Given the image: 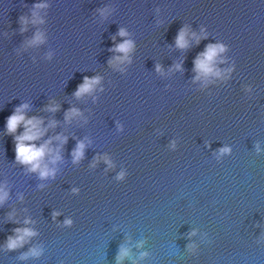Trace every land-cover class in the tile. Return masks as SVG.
Here are the masks:
<instances>
[{
	"label": "water",
	"instance_id": "obj_1",
	"mask_svg": "<svg viewBox=\"0 0 264 264\" xmlns=\"http://www.w3.org/2000/svg\"><path fill=\"white\" fill-rule=\"evenodd\" d=\"M23 105L55 176L16 159ZM0 188V264H264V0H0Z\"/></svg>",
	"mask_w": 264,
	"mask_h": 264
},
{
	"label": "clouds",
	"instance_id": "obj_2",
	"mask_svg": "<svg viewBox=\"0 0 264 264\" xmlns=\"http://www.w3.org/2000/svg\"><path fill=\"white\" fill-rule=\"evenodd\" d=\"M45 5H36L37 8L44 7ZM26 23V18H22ZM35 22V21H34ZM23 30V29H22ZM119 35L126 36L127 32L122 28L120 29ZM186 29H181L179 35L176 39V44L178 47L184 48L187 47V41L185 39ZM42 41V34L37 33L35 37V41ZM134 47V44L130 40H126L119 45L115 46V50L124 53V57H116L115 60H122L128 58L129 51ZM225 50V46L223 44L219 45H208L206 47L205 52L201 53L197 56L195 61V67L201 74H211L215 71V75H220L219 70H214L213 61L217 57L219 52H223ZM177 67H180L177 65ZM157 70H160V66L157 65ZM99 77H85L84 83L80 84L75 93L76 96H81L82 94L91 91L93 85L99 83ZM27 107V105L21 106V108H17L16 112L8 117L7 121V129L9 133L16 132L18 126L23 122L25 125V132L16 136V159L20 163L30 165V171H39V175L41 178H47L48 176H55L56 170L54 168H49L47 164H42V160L45 157L46 153H51L53 151L52 148L49 147L51 141H46L41 146L37 147L35 144L28 146L26 144L27 141H34L42 136V132L38 127L42 121L37 119L36 117H32L31 119H26L25 114L22 111V108ZM58 105L50 106V110L56 111ZM78 109H71L66 118L71 119L73 116L79 115ZM56 139H60L62 143L67 142V137L58 136ZM85 143L84 141H79L77 147L73 150L72 156L73 161L78 162L84 155ZM221 154L225 152H229L230 148H222ZM61 159L59 150H56V154L52 157V163L55 164L58 160ZM109 163H111L109 161ZM123 173H121V177ZM75 191V190H74ZM8 198V192L4 189L0 188V203H3ZM27 223V221H26ZM65 223L70 224L71 220L65 221ZM15 232L18 233L16 237L8 238V248L14 249L18 246H22L25 243L26 239L36 235V232L30 228H17ZM40 251L37 248L31 249V254L38 256L40 255ZM129 250L127 248L121 247L120 254L118 256V260L123 259L124 256L128 255Z\"/></svg>",
	"mask_w": 264,
	"mask_h": 264
}]
</instances>
